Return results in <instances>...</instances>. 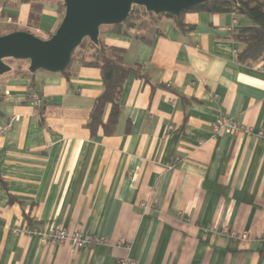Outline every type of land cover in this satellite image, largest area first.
Segmentation results:
<instances>
[{"label": "crops", "instance_id": "crops-1", "mask_svg": "<svg viewBox=\"0 0 264 264\" xmlns=\"http://www.w3.org/2000/svg\"><path fill=\"white\" fill-rule=\"evenodd\" d=\"M40 2L30 27L29 2L0 0V33L48 38L63 13L58 0ZM182 19L193 28L161 16L149 43L100 26L102 42L146 76L126 77L111 135L86 126L98 68L36 71L43 118L28 77L0 75V264H264V58L237 59L229 31L246 17L190 10ZM220 116L241 130L215 135ZM51 226L102 241L72 251L28 232Z\"/></svg>", "mask_w": 264, "mask_h": 264}, {"label": "trees", "instance_id": "trees-1", "mask_svg": "<svg viewBox=\"0 0 264 264\" xmlns=\"http://www.w3.org/2000/svg\"><path fill=\"white\" fill-rule=\"evenodd\" d=\"M24 1L29 2L27 26L38 27L42 3L40 0ZM58 3L63 13V1L58 0ZM190 10L231 13L235 16L246 17L250 20V24L235 25L229 31L230 37L242 45L236 54L237 59L242 63H249L264 58V0H208L192 9L181 12L178 17L167 13L154 14L146 11L143 6L132 5L124 21L117 24L104 25L103 27H106L107 32L117 34L130 35L131 31L138 32L135 35L144 42L149 43L150 38L148 35H155L160 32L157 23L161 16L173 19L175 25L181 31L191 30L193 27L185 24L182 19L183 13ZM13 30L28 31L21 28H14ZM53 32L49 34V37ZM4 61L9 65L14 76H27L29 78V88L32 90L31 92L38 95L40 100L39 105H35V107L38 109L40 117L43 118L42 108L45 101L42 94L35 88L33 80L35 72L32 73L28 70V66H26L28 61L12 58H6ZM76 64L96 67L100 70L102 91L94 99L86 123L90 134L96 135L99 130L103 135L113 134L121 113L119 96L126 77L129 74H133L146 80L145 74L141 72L139 65L129 66L124 62L123 48L105 45L101 40L100 33L96 43L87 37L82 39L80 44L73 50L69 63L61 73L69 75L72 67ZM107 106L109 109L107 116L104 118Z\"/></svg>", "mask_w": 264, "mask_h": 264}, {"label": "water", "instance_id": "water-1", "mask_svg": "<svg viewBox=\"0 0 264 264\" xmlns=\"http://www.w3.org/2000/svg\"><path fill=\"white\" fill-rule=\"evenodd\" d=\"M64 11L55 31L40 38L26 30L0 34V75L10 70L6 58L27 60L28 70L61 72L69 63L73 50L87 37L97 42L102 25L124 21L132 5L143 6L154 14L178 17L208 0H62ZM234 1V0H232Z\"/></svg>", "mask_w": 264, "mask_h": 264}, {"label": "built area", "instance_id": "built-area-1", "mask_svg": "<svg viewBox=\"0 0 264 264\" xmlns=\"http://www.w3.org/2000/svg\"><path fill=\"white\" fill-rule=\"evenodd\" d=\"M30 99L33 105H39L40 100L38 98V95L34 92L30 93ZM241 126H239L233 119L220 116L216 118L214 125H213V132L215 135L219 134L222 131H226L229 133H237L241 130ZM5 129H2L1 131H4ZM258 135L264 137V132L259 131ZM142 207L145 209L148 207L147 202L141 203ZM29 233H35L39 234L42 239L44 240H50L57 242L59 244H68V247L72 250H78L84 247H89L95 244H98L100 241H102V238L96 235H92L89 233H86L81 230H75V231H68L67 229L61 227V226H51L49 230L47 231H40L37 228L28 229ZM222 234H226L230 237L239 236L236 231L232 229H228L227 227H224L221 230ZM242 238H245V234H241ZM118 244L126 245L125 243H122L120 240ZM117 264H136L133 260L129 259L128 257H124L118 260Z\"/></svg>", "mask_w": 264, "mask_h": 264}, {"label": "rangeland", "instance_id": "rangeland-1", "mask_svg": "<svg viewBox=\"0 0 264 264\" xmlns=\"http://www.w3.org/2000/svg\"><path fill=\"white\" fill-rule=\"evenodd\" d=\"M1 34H3V33H1Z\"/></svg>", "mask_w": 264, "mask_h": 264}]
</instances>
